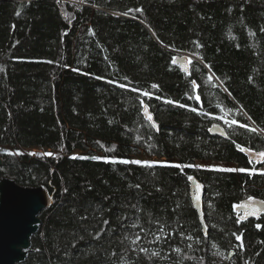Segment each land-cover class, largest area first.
<instances>
[{"label": "trees", "instance_id": "1", "mask_svg": "<svg viewBox=\"0 0 264 264\" xmlns=\"http://www.w3.org/2000/svg\"><path fill=\"white\" fill-rule=\"evenodd\" d=\"M261 28L264 0H0V178L52 198L19 264H264V217L234 212L264 200V175L119 162L255 167L236 145L264 151ZM176 54L202 65L186 76ZM187 176L203 186L207 236Z\"/></svg>", "mask_w": 264, "mask_h": 264}, {"label": "water", "instance_id": "2", "mask_svg": "<svg viewBox=\"0 0 264 264\" xmlns=\"http://www.w3.org/2000/svg\"><path fill=\"white\" fill-rule=\"evenodd\" d=\"M174 58H176V62L174 63L172 60V64L177 66L181 73L189 76V57L186 54H176ZM145 108H147L151 120L144 115ZM142 115L151 126L155 124V127L152 126V128L158 132V125L147 106L143 107ZM208 132L211 136L227 139L225 130L218 124L212 125ZM241 153L248 161L251 160L255 167L262 166L263 163H257L253 155L245 152ZM1 166L2 159L0 158ZM193 177L196 183L201 185L198 192L200 199L198 203L194 200L195 189L188 181L190 201L198 216L202 233L207 236L208 227L204 220L203 210V186L195 176ZM262 201L264 200L258 198H253L251 201L249 199L241 201L238 205H245V207L234 208L239 221L241 223L249 220L258 221L261 217H264V203H261ZM51 205L52 199L49 200V195L43 186L25 187L20 186L11 179L0 178V264H19L26 259L31 247V238L38 232L41 224L39 215L50 208ZM254 210H258L259 219L256 215H247L246 219H240ZM232 255L233 252L229 254V258Z\"/></svg>", "mask_w": 264, "mask_h": 264}, {"label": "snow or ice", "instance_id": "3", "mask_svg": "<svg viewBox=\"0 0 264 264\" xmlns=\"http://www.w3.org/2000/svg\"><path fill=\"white\" fill-rule=\"evenodd\" d=\"M129 11H132L131 9ZM135 11L137 12H140L142 11L141 9H135ZM128 13H123V15H127ZM261 31L264 32V28H261ZM173 62L175 63L176 62V58L173 59ZM183 62V61H182ZM213 79L212 76L209 77V80L211 81ZM192 85H193V89H195L197 87L195 81H192ZM120 87H125V85L121 84L119 85ZM153 88H156L158 87L157 85H152ZM133 91H136V89H133ZM140 95L142 96H150L151 94L148 93V92H141ZM197 100H199V97L197 96L196 97ZM143 104V101L141 102ZM167 103L169 104H172L174 103L173 101L171 100H168ZM180 107H184V105H179ZM192 111H196L195 109H192ZM144 115L149 119L151 120V116L148 114V111H147V108L144 109ZM226 115V114H225ZM225 123L228 124L229 126H232V125H237L238 122L236 120H228V119H225ZM153 127H155V124L152 125ZM239 127L241 128H247L248 126L247 125H244V124H239ZM249 131H252V132H256L257 129L255 128H251L249 129ZM236 147L238 148L239 151L241 152H245V153H248L250 155H253L256 159V162L257 163H264V151H257V152H252L251 149H248V148H245V147H241L240 145H236ZM14 155H22V153L20 152H16V153H13ZM29 155H36L35 153H29ZM41 155H53L52 153H43ZM75 158V157H74ZM91 159H100V157H91ZM115 162V161H113ZM120 163L122 164H135V165H142L144 167H153L155 163H159L161 166H167V167H174V168H178V169H184V168H204L205 166L204 165H192V164H187V165H181V164H169L168 162H148V161H140V160H121L119 161ZM249 163H252V161L250 160ZM213 170H216V171H222V172H239V173H247L249 176L251 175H254V174H261V175H264V169H256L255 167L251 168V169H248V168H215ZM187 180L191 183V185L193 186V188L195 189V192H194V195H193V198L194 200H196V202L198 203L199 202V195H198V192H199V189L201 187V185H199L198 183H196V180L193 176H187ZM138 187V186H137ZM65 191H67V189H65ZM51 196H49V200H51ZM249 201H251L253 198L252 197H249L248 198ZM261 203H264V201H262ZM239 207H245V205H236L234 206V208H239ZM247 215H256L257 218L259 219V215H258V210H254L253 212L251 213H247L244 217H241L240 219H246L247 218ZM239 219L237 220V223H239ZM104 223H108V221H104ZM138 225L136 224H133L132 227H137ZM256 227L259 229L261 227L260 224H257ZM141 231H144L143 228H141ZM160 231L163 232V226H161L160 228ZM233 235L236 237V239L238 241H240L242 239V233L241 234H236V233H233ZM127 238V237H125ZM189 239H191V237H188ZM141 239V237L137 234L136 237L132 240V243L133 244H136L137 241H139ZM160 239V236H156V240H159ZM237 247L243 249L244 245L243 243L241 242L239 245H237ZM141 251H146L145 249L141 248L140 249ZM176 251H179V249H175ZM153 255H158V253H153Z\"/></svg>", "mask_w": 264, "mask_h": 264}, {"label": "rangeland", "instance_id": "4", "mask_svg": "<svg viewBox=\"0 0 264 264\" xmlns=\"http://www.w3.org/2000/svg\"><path fill=\"white\" fill-rule=\"evenodd\" d=\"M192 58V59H191ZM189 58L190 60H197L194 57ZM8 150H11V148H7ZM27 153H35L36 155H32L33 157H49L50 155H41L43 153H50L46 150H38V149H29L26 151ZM78 155V152H77ZM131 160H140V161H148V162H165L163 159L159 158H151L144 155H139L132 157ZM171 164H177L176 160L169 161ZM159 164V163H155ZM195 165H204V169H215V168H237L234 164L229 163H210L205 161H196ZM258 169H264V166L259 167ZM203 204H204V197H203Z\"/></svg>", "mask_w": 264, "mask_h": 264}, {"label": "bare ground", "instance_id": "5", "mask_svg": "<svg viewBox=\"0 0 264 264\" xmlns=\"http://www.w3.org/2000/svg\"><path fill=\"white\" fill-rule=\"evenodd\" d=\"M189 58H191V56H189V55H187ZM192 59V58H191ZM197 62V61H196ZM199 64H201L202 65V63L200 62V60H199V62H198ZM238 216V215H237Z\"/></svg>", "mask_w": 264, "mask_h": 264}]
</instances>
